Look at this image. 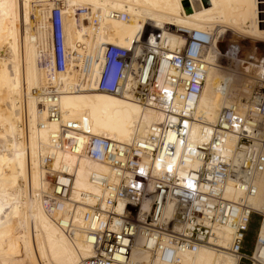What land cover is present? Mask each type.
<instances>
[{
	"label": "bare ground",
	"instance_id": "1",
	"mask_svg": "<svg viewBox=\"0 0 264 264\" xmlns=\"http://www.w3.org/2000/svg\"><path fill=\"white\" fill-rule=\"evenodd\" d=\"M57 3L63 10L64 46L71 56L62 71L54 64L48 20ZM188 32L212 35L203 56L207 68L200 93L172 102L165 78L175 70L162 56L155 80L158 90L167 91L160 94L162 104L172 102L176 109L188 111L186 140L176 141L175 148L177 157L186 161L185 148L208 141L210 124L219 111L236 104L243 112L248 105L242 99L247 100L264 79V0H0V264H83L91 254L87 236L79 231L67 236L58 225L69 202H60L52 210L46 203L51 180L42 155L51 157L50 171L63 169L72 175L69 195L73 200L84 195L92 202L102 193L99 180H113L105 162L54 148L51 136L59 122L47 116L43 86L55 83L59 87L61 119L75 123L80 144L88 135L118 141L143 136L164 114L142 106L132 96L136 60L121 83L120 94L95 90L100 65L92 62L88 74L85 62L99 56L102 44L130 48L132 41L139 40L133 52L136 57L145 50L149 33V42L160 55L161 49L182 47ZM233 47L244 57L230 56ZM75 85L82 89H74ZM174 136L171 132L169 139L175 140ZM234 143L229 136L227 147ZM249 203L255 213L263 210L264 172L255 179ZM142 208L146 212L149 203ZM81 211V207L75 211L79 225ZM257 234L264 238V218ZM231 238V230L223 229L215 245L179 252L175 264H238V257L229 250ZM130 260L167 264L140 237L131 248Z\"/></svg>",
	"mask_w": 264,
	"mask_h": 264
},
{
	"label": "built area",
	"instance_id": "2",
	"mask_svg": "<svg viewBox=\"0 0 264 264\" xmlns=\"http://www.w3.org/2000/svg\"><path fill=\"white\" fill-rule=\"evenodd\" d=\"M48 20L54 64L62 71L71 56L64 46L63 10L58 3L50 9ZM151 34L145 40V50L136 57L133 52L141 44L139 40L132 41L130 48L102 44L99 56L85 62L88 74L92 62L100 65L95 90L120 94L121 83L132 60H136L132 96L142 106L160 109L164 114V119L150 126L143 136L118 141L88 135L80 144L75 123L61 119L59 87L55 83L43 86L47 116L59 122L51 136L54 148L105 162L113 176L112 181L99 180L102 193L94 201L88 202L84 195L73 200L69 195L72 175L63 169L50 171L52 159L42 155V165L51 180L46 203L52 210L60 202H69L57 222L67 236L79 231L89 239L91 254L83 264H154L152 260H130L131 248L139 237L152 254L159 251L165 263L175 264L179 252L194 251L203 244L215 245L218 233L226 228L231 230L229 250L238 257V264L243 260L264 264V238L257 233L251 253L242 251L245 231L255 213L249 199L255 193L256 177L264 172V79L259 80L247 100L242 99L248 105L243 112L236 104L219 111L210 124L208 141L185 148L186 161L177 157L175 148L176 141L186 140L184 122L189 119L188 111L176 109L172 102L177 97L195 98L200 93L207 68L203 56L212 35L188 32L182 47L161 49L159 55L149 42ZM160 56L175 70L165 78L172 100L165 104L160 94L167 91L155 87ZM74 89L82 87L75 85ZM171 132L175 140L169 139ZM229 136L235 139L231 148L227 147ZM193 161L196 166L190 164ZM144 202L149 203L146 212ZM77 207L82 208L80 225L75 221ZM255 214L261 221L264 207Z\"/></svg>",
	"mask_w": 264,
	"mask_h": 264
},
{
	"label": "rangeland",
	"instance_id": "3",
	"mask_svg": "<svg viewBox=\"0 0 264 264\" xmlns=\"http://www.w3.org/2000/svg\"><path fill=\"white\" fill-rule=\"evenodd\" d=\"M232 49V50H231ZM230 56H234V57H244L242 56L238 50L236 49V47L230 48ZM241 55V56H240ZM223 65V64H222ZM225 66V65H223ZM229 68V67H228ZM230 69V68H229ZM260 222V216H258L257 214H252L251 216V220L250 223L248 225L247 230L245 231V237H244V241L242 243V251L246 254H250L253 248V244H254V240L256 237V233H257V229H258V225ZM240 264H247L246 260H243L240 262Z\"/></svg>",
	"mask_w": 264,
	"mask_h": 264
}]
</instances>
